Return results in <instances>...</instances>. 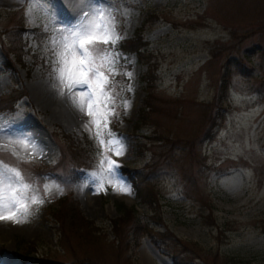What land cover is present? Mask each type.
Segmentation results:
<instances>
[{
	"label": "rangeland",
	"instance_id": "374dc122",
	"mask_svg": "<svg viewBox=\"0 0 264 264\" xmlns=\"http://www.w3.org/2000/svg\"><path fill=\"white\" fill-rule=\"evenodd\" d=\"M45 2L55 15L52 24L43 14L26 16L25 0H0V102L20 92L11 110L0 109V124L9 125L0 145L34 130L46 149L36 154L28 152L31 142L10 144L20 156L31 155L30 162L0 152V160L18 168L45 200L31 206L25 222L0 221V264H264V0H92L118 10L117 32L124 39L138 30L150 63L153 107L145 121L135 122L144 105L140 73L146 63L116 46L122 56L111 92L119 116L109 125L127 147L112 158L137 169L148 202L138 199L120 169L102 189L90 183L101 146L95 128L84 129L91 118L67 90L60 94L55 57L47 50L53 28L74 25L86 0ZM228 57L223 99L212 104ZM81 92L75 88L72 95ZM124 100L127 110L120 107ZM93 110L103 112L95 104ZM45 183L63 191L45 194ZM64 201L93 222L95 238L59 244L53 213ZM117 204L129 209L127 215ZM133 214L148 227L136 244L126 232ZM114 226L124 235L120 248L111 242ZM17 240L32 246L24 258L15 251Z\"/></svg>",
	"mask_w": 264,
	"mask_h": 264
},
{
	"label": "snow or ice",
	"instance_id": "6c2138e0",
	"mask_svg": "<svg viewBox=\"0 0 264 264\" xmlns=\"http://www.w3.org/2000/svg\"><path fill=\"white\" fill-rule=\"evenodd\" d=\"M25 2L29 4L25 10L26 16L30 17L33 13L43 14L50 24L55 22V15L45 0ZM117 11H114L111 5H97L92 0H86L79 7L78 19L74 25L53 28V36L49 40L51 48L47 49L55 57L54 72L59 80L60 94L64 95L67 90L79 111L91 118L84 125L85 131L93 132L89 125L95 128V140L101 146V151L98 153L97 169L88 175L90 183L101 189L105 180L110 185L111 180L119 175L120 166L112 157L123 156L127 150L125 138L114 133L109 127L112 120L119 116L116 111V95L111 92L115 87L114 78L119 74L116 69L122 56L116 51V46L124 39L117 32ZM47 30L45 26V31ZM123 75L131 77L132 74ZM75 88L82 90L79 97L72 95ZM128 90L131 91V88ZM94 104L97 109L103 108V112H94ZM120 107L127 110L130 104L124 100ZM7 127H9L7 123L0 124V133ZM13 135L19 137L16 133ZM29 142L33 152L42 154V150L37 149L30 135L0 145V152L7 151L19 161L30 162L31 155L28 158L22 157L10 147L11 143L28 147ZM53 188L58 192L63 191L58 184L49 183L44 184L43 191L47 194ZM120 189L126 194L131 193V188L123 183L120 184ZM38 191L39 189L25 182L18 168L9 167L0 160V221L25 222L30 215L31 206L42 205L45 202L35 194ZM26 192L33 195H25Z\"/></svg>",
	"mask_w": 264,
	"mask_h": 264
},
{
	"label": "trees",
	"instance_id": "16d2710c",
	"mask_svg": "<svg viewBox=\"0 0 264 264\" xmlns=\"http://www.w3.org/2000/svg\"><path fill=\"white\" fill-rule=\"evenodd\" d=\"M140 34L138 33V30H136L133 34V36L131 38L128 39H124L121 40L118 44H117V48L121 51H132L136 54V57L141 61H143L144 63H146V69L145 71H143L142 73H140V78L144 81V88H145V96L143 99V103L144 105L140 107V109L138 110L137 113V117L135 119L139 121V122H143L146 120V115H147V111L151 110L153 107V101H154V87L155 85H152L153 79L151 78L150 75V63L149 60L146 57H143V53L141 50V44L140 41ZM145 58V60H144ZM231 59L225 58L223 64H222V68L220 70V81H221V86H219V90H218V94L216 95V98L214 100V103L220 102L223 99V95H224V90L226 88V83H227V79L229 78V69H230V64H232V62L230 61ZM20 96V92L19 91H14L12 90L11 92H9L7 95H5L4 97L1 98L2 102H0V109H8L11 110L14 101ZM212 116L210 117V113L208 114V119H212ZM135 124V123H134ZM75 148H77V146H75ZM144 167H147V164H145ZM54 166L52 167H45L44 170L42 171H51L53 170ZM120 171L125 174V176L127 177V179L129 180L131 186L133 187L136 195L138 196V199L141 202H148V194L144 193L143 189H142V178L138 177V173L136 168L130 167L128 165H122L120 166ZM68 198V196H67ZM61 201V200H60ZM65 203V207L64 208H58L54 210L53 213V217L55 218V220L57 221V230H58V240H59V244L64 245L66 247H68L67 245H65L66 243L68 244V241H71V239L73 237L79 238V239H89L91 237V239L95 238L94 237V232L97 231V227L94 226L93 222L87 218L82 217L77 211L75 206H73L70 203H66L65 201L63 202ZM61 203V204H63ZM117 208L122 212L121 215L125 216L127 215L128 212V208L125 207V205L121 204L118 205L117 204ZM131 211H133V209L130 208ZM130 225L127 229V234L129 235L127 238H129V240H131L132 242H134L136 244L137 242V238L139 237L140 233L143 230H147V224L143 225L141 224V219L139 217V215L137 214H133L131 221H130ZM118 224V223H117ZM113 226V225H112ZM112 234H113V240L116 244L117 248H120L119 246V242L120 240H122L123 238V234L121 233V231H119L118 227H113L112 230ZM97 236H99L97 234ZM126 238V239H127ZM125 239V240H126ZM15 251L17 252V254H19L20 256H22L23 258L26 257L31 251H32V246L29 243H26L23 240H17L15 243ZM3 247L0 244V253L3 251ZM96 262H93V264H95ZM70 264H79L76 261H72Z\"/></svg>",
	"mask_w": 264,
	"mask_h": 264
},
{
	"label": "bare ground",
	"instance_id": "6f19581e",
	"mask_svg": "<svg viewBox=\"0 0 264 264\" xmlns=\"http://www.w3.org/2000/svg\"><path fill=\"white\" fill-rule=\"evenodd\" d=\"M9 135V134H8ZM8 135H6L7 136V138H8ZM27 135H30L31 137H32V140L34 141V143L36 142V143H39L40 144V146L38 145V146H36L37 147V149H39V150H42V153H43V148L45 149V147H44V144H43V140L40 142V135H38L37 134V132L36 131H32V132H29ZM10 137V136H9ZM16 138V137H15ZM12 139H14V138H12ZM15 140V139H14ZM35 143V144H36ZM46 150V149H45ZM28 152L29 153H35V152H33V150H32V148H30V149H28ZM45 152V151H44ZM37 154V153H36ZM0 227H1V225H0ZM4 264H6V262L4 263Z\"/></svg>",
	"mask_w": 264,
	"mask_h": 264
}]
</instances>
